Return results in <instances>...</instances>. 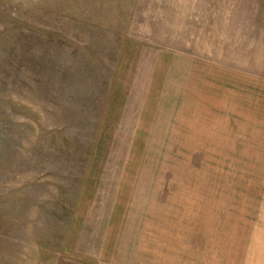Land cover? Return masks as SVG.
<instances>
[{
  "label": "rangeland",
  "instance_id": "374dc122",
  "mask_svg": "<svg viewBox=\"0 0 264 264\" xmlns=\"http://www.w3.org/2000/svg\"><path fill=\"white\" fill-rule=\"evenodd\" d=\"M208 3L0 0V264H264V80L193 62L252 33Z\"/></svg>",
  "mask_w": 264,
  "mask_h": 264
},
{
  "label": "crops",
  "instance_id": "0c3cea01",
  "mask_svg": "<svg viewBox=\"0 0 264 264\" xmlns=\"http://www.w3.org/2000/svg\"><path fill=\"white\" fill-rule=\"evenodd\" d=\"M208 2L206 8L209 9L210 14L216 15L217 10H220L221 7L224 8L226 27L229 23L228 19L231 18L233 12H237L236 9L240 8L239 12L247 14L246 18L242 19H247L252 33L247 35L240 31L236 32L234 36L226 34L225 37L214 39L213 29H211L210 36L208 37L207 52L203 51L198 54H192L193 62L199 63L204 67L208 66L214 70L218 68L217 64L219 63L220 66L264 80V0H208ZM205 12L207 11L205 10ZM207 17L209 16L207 15ZM207 22H209L210 28L216 25L214 21ZM204 32L202 31L200 38L205 39ZM220 33L221 31L218 29L217 35ZM228 35L229 38L227 37ZM212 48L215 49L212 50ZM164 52L173 54L167 50ZM233 52L238 54L239 58V64L235 65V67L232 64L226 63L230 62ZM218 53L225 58L226 62H219Z\"/></svg>",
  "mask_w": 264,
  "mask_h": 264
}]
</instances>
